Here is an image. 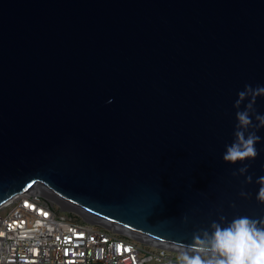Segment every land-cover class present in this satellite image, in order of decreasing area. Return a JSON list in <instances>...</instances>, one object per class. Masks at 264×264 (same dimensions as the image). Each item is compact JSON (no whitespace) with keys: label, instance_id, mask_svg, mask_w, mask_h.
I'll use <instances>...</instances> for the list:
<instances>
[{"label":"water","instance_id":"95a60500","mask_svg":"<svg viewBox=\"0 0 264 264\" xmlns=\"http://www.w3.org/2000/svg\"><path fill=\"white\" fill-rule=\"evenodd\" d=\"M246 84L264 0H0V204L38 189L178 252L220 215L264 219V128L255 160L222 158Z\"/></svg>","mask_w":264,"mask_h":264},{"label":"built area","instance_id":"2783aa9c","mask_svg":"<svg viewBox=\"0 0 264 264\" xmlns=\"http://www.w3.org/2000/svg\"><path fill=\"white\" fill-rule=\"evenodd\" d=\"M180 253L90 223L38 189L0 204V264H181Z\"/></svg>","mask_w":264,"mask_h":264},{"label":"clouds","instance_id":"9594fccd","mask_svg":"<svg viewBox=\"0 0 264 264\" xmlns=\"http://www.w3.org/2000/svg\"><path fill=\"white\" fill-rule=\"evenodd\" d=\"M237 96L233 105L237 110L234 140L225 146L222 157L225 163L232 165L257 158L256 144L261 140L257 132L264 128V115L258 114L255 108L257 98L264 97V87L246 84ZM249 168L250 164H244L233 171L232 176H245L243 183L251 184L252 175H246ZM256 183L260 185L256 199L264 204V177L257 178ZM239 195L251 198V193L243 188ZM180 261L181 264H264V219L237 215L229 221L227 216L220 215L218 221L211 222L210 229L194 233L193 242L181 251Z\"/></svg>","mask_w":264,"mask_h":264}]
</instances>
